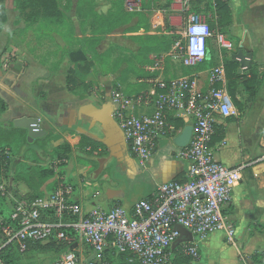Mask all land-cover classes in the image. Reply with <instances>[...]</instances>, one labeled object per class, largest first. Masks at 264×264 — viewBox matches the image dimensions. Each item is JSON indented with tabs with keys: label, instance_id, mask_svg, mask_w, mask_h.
<instances>
[{
	"label": "crops",
	"instance_id": "crops-1",
	"mask_svg": "<svg viewBox=\"0 0 264 264\" xmlns=\"http://www.w3.org/2000/svg\"><path fill=\"white\" fill-rule=\"evenodd\" d=\"M127 1L123 0V7L122 0H71V9L67 13L70 25L46 27L38 21L31 29L33 31L28 29L27 32L25 24H10L8 1L0 3L1 9H7L8 16L7 22H0V109L5 108L0 115L9 123L5 128L14 126V121L19 118H42V128L47 135L54 132L62 137L53 147L61 142L74 147L72 159L75 164L87 159L77 153L81 136H87L102 143L106 154L91 157L86 162L95 163L97 168L101 161L107 166L114 160L129 180V186L121 187L113 182L109 187L119 192V199L95 205L101 198L99 194L90 199L88 210L85 208L88 200L83 199L86 212L95 207L108 209L112 202L132 212L135 204L150 197L159 185L185 179L188 169V163L176 157L175 147L169 141H162L157 153L141 167L132 159L124 138L114 127L113 118L101 100L100 92L108 93L119 86L127 89L126 95H135L143 88L138 80L148 74L134 77L133 63L143 65L142 68L150 64H144L143 57L137 59L140 44L136 38L170 37L173 32L165 28L166 19L172 29L180 30L182 25V16L174 5L170 15L167 11L147 9L143 0H133L141 9L131 14L126 8ZM101 2L108 4V8L98 5ZM229 9L231 24L223 31L235 41L237 52L228 55L211 43L210 58L195 68L186 69L185 74L181 71V75L197 74L228 60L240 66L238 104L233 100L238 116L217 119L219 129L213 144L217 149L216 158L223 164L230 168L246 165L242 180L234 189L230 212L237 234L233 243H228L222 233L211 234L202 245L201 259L191 264H248L247 260L252 256L264 254V161L259 160L264 154V0H229ZM32 32L39 35L33 46ZM121 38L135 46L131 58L126 54L132 49L120 47L119 43L107 44L108 40ZM82 51H85L86 60ZM241 53L245 55L244 66L239 59ZM235 55H238L237 60L233 59ZM109 65L112 69L108 73L104 69ZM108 76L114 82H110L111 85ZM69 78L73 80L70 85ZM111 148L122 149L123 155L115 156ZM34 149L42 154V150ZM78 181L81 184L79 178ZM135 183H140L136 187L141 194L138 198L132 196Z\"/></svg>",
	"mask_w": 264,
	"mask_h": 264
},
{
	"label": "built area",
	"instance_id": "built-area-1",
	"mask_svg": "<svg viewBox=\"0 0 264 264\" xmlns=\"http://www.w3.org/2000/svg\"><path fill=\"white\" fill-rule=\"evenodd\" d=\"M194 1L175 0L172 4L183 19L180 39L169 52L149 56L151 64L143 68L148 76L138 80L144 86L137 94L126 95L120 86L108 93L100 92L132 158L141 167L157 153L162 141L173 145L184 129L192 126L190 144L175 147L174 152L188 163L184 181L159 185L150 197L138 201L132 212L115 202L108 209L95 207L86 212L82 205V188L88 179L85 168L69 174L67 166L71 160H51L47 165L54 169L56 177L41 189V197L32 200L27 197L28 190L23 191L15 182L14 168L9 166L22 160L10 148L1 147L0 264H5L10 252L24 256L33 253L29 250L31 245L53 241L66 247L47 253L52 255L51 264H112L111 259L120 255H128L130 264H172L177 256L196 262L211 234L222 233L228 243L234 242L237 228L230 212L234 189L242 180L246 165L230 168L223 164L212 145L219 126L217 119L238 116L229 93L225 64L188 76L168 70L174 64L183 69L197 67L210 58L211 43L228 55L237 52L234 41L211 28L209 22L216 20L213 13L191 10ZM207 1L213 6L229 3ZM126 8L137 11L141 6L129 0ZM37 119L42 128L43 119ZM176 121H182L184 126L179 128ZM91 151L88 148L85 154ZM102 153L100 148L92 157H101ZM259 160L264 161V154ZM52 183L54 191L49 192L48 185ZM182 229L191 239L174 247Z\"/></svg>",
	"mask_w": 264,
	"mask_h": 264
},
{
	"label": "trees",
	"instance_id": "trees-1",
	"mask_svg": "<svg viewBox=\"0 0 264 264\" xmlns=\"http://www.w3.org/2000/svg\"><path fill=\"white\" fill-rule=\"evenodd\" d=\"M29 6L31 7H40L42 11L46 12L48 16L52 18H59L60 13L57 12L58 7L56 0H27ZM175 0H168L164 11H168L171 13V7ZM148 9V7H147ZM193 12L197 13H213L216 17L215 21H210L209 24L212 29H219L221 32L225 33L223 29L231 24V11L229 9V3L218 2L216 6H213L210 1L207 0H195L192 3ZM133 16V15H132ZM3 17V15H2ZM1 20L2 21V18ZM108 20V19H107ZM37 21V17L35 18ZM168 32H175V29L170 27L168 20L166 19V27ZM173 34V33H172ZM226 34V33H225ZM175 38L174 36L166 37L165 35H159L157 37H139L136 38L138 43L140 44V50L136 55L137 59H141L143 57L144 64H151V61L148 58L149 54L154 53H163L169 52L175 43L180 39ZM81 54L86 60L85 51H82ZM78 68L79 65H77ZM90 66V65H89ZM142 67V66H141ZM225 67L227 71L228 77V89L230 96L236 102V95L238 84L237 81L240 78L238 73L239 64L232 61H226ZM133 73H137L135 67L132 68ZM255 75V73H253ZM256 76V75H255ZM73 82L72 79H68V85ZM259 84H256L258 87ZM238 104V103H237ZM1 105V101H0ZM5 108L0 109V114L4 112ZM176 125L179 128L184 126L182 121H176ZM219 129V128H218ZM218 134V130H217ZM216 134V135H217ZM61 136L55 134L54 132H50L47 136L37 139L34 143L30 144L28 142V136L26 130L16 128L11 125L9 128L0 127V148L8 147L11 149L12 153L20 158L22 161L20 162H11L9 163L10 167L14 168V180L17 183H22L27 187L28 194L27 197L29 199H36L41 197L44 193L41 189L50 181H52L56 177V173L54 169L50 165H44V161L46 158L53 159H66L71 160L73 158L74 149L68 142H61L60 144L53 147L54 143H58L61 140ZM214 144V139L212 145ZM33 146L42 150L43 156L37 153ZM53 147V148H52ZM52 148V150H51ZM91 148L92 151L90 153L85 154L86 149ZM103 149V153L101 156L106 154L105 146L87 136H81V142L78 147V151L80 153L85 154L84 158L86 161L92 157V153L97 151L98 149ZM2 165V161L0 160V168ZM183 180H177V182H183ZM54 184L52 183L48 185V191H54ZM66 247L64 243L51 242L47 244H34L31 245L29 250L31 252L40 251L41 253H49V252H59L63 248ZM21 256L10 252L5 257V264H18ZM193 260L191 258H187L184 256H177L172 264H191ZM248 264H264V254L263 255H254L250 259L247 260ZM112 264H130L128 261V255H120L116 259H111Z\"/></svg>",
	"mask_w": 264,
	"mask_h": 264
},
{
	"label": "rangeland",
	"instance_id": "rangeland-1",
	"mask_svg": "<svg viewBox=\"0 0 264 264\" xmlns=\"http://www.w3.org/2000/svg\"><path fill=\"white\" fill-rule=\"evenodd\" d=\"M5 1L6 0H0V3L5 4ZM7 1L9 4V7H10L8 9V13L10 14V17H11L10 18V20H11L10 24L12 26H19L21 24H25V26H26L25 32H27L28 29H30V31H33L31 29L34 26V24H36L38 21H40V25L42 22V24H44L46 27H50V26L62 27V26L70 25V18H69L67 13L71 9V4H72L71 0H56L57 7H58L57 12L60 13V16H59V18H56L55 20H51L52 17L48 16L47 13L42 11L40 7H31V5L29 6L30 3H28L27 0H7ZM167 2H168V0H143L144 6L146 8L148 7V9H150L154 12H165L164 8H165ZM122 3H123V0L121 2V5H123V7H124V4H122ZM101 4H102L103 9H106V7L108 8V6H109L105 2H101L98 5H101ZM27 11L29 13H26ZM133 12L134 11H130L131 14H134ZM166 13L170 14V15L172 14L168 11ZM0 15H3V17H2L3 19L0 22H2L3 24L5 22H7L8 16H7V9L6 8H2V9L0 8ZM36 17H37V21H35ZM40 31H41V29H40ZM179 33H180V30L175 29V32H173L172 36L179 39L180 38ZM40 35H41V32H40ZM26 36H27V34H26ZM32 36H33V40H32L31 46H33L34 43L37 41L35 39V37H38L39 35L33 34V32H32ZM229 38L232 41H234L231 37H229ZM115 43L121 44L120 47H128L129 49H132L131 53L126 54L127 58H131L132 55L135 53V50H136L135 46L132 45L129 41L124 40V38H121V40H114V39L108 40L107 44L110 45V44H115ZM51 47L53 49L54 45H52ZM115 52H117V51H115ZM129 63H132V61H129ZM133 66L135 67V70H137V73H135V72L133 73L134 77H138L139 75L145 73L144 69L141 67V64H139V66H137L133 63ZM108 67L109 68H105L104 71L109 73V72H111L112 67H110V65ZM124 67H126V66H124ZM170 68L176 74H181L182 73L181 71H183V73L185 74L186 69L181 68L179 64H174ZM131 76L132 77H130V79L132 81L133 75H131ZM108 79L110 80V81H108V83L110 85L112 83H114V82H112L111 77L108 76ZM110 82H112V83H110ZM126 90L127 89L125 88L124 92H126ZM5 125H9V123L7 120H5V118L3 116L0 115V127L5 128ZM34 148H36V147L33 146V149ZM39 153H40L39 154L40 157L43 156V153L42 154H41V152H39ZM50 161H51L50 159L46 158L44 161V165H47ZM77 168L80 169V171H83L85 168V171L88 174V176H87L88 179L85 181L83 188H82L83 193L85 195V199L88 200L85 202L86 210H88L90 208V199L93 198V195L99 192L101 197H104L106 189L111 187L113 182L119 183V185H121V187L122 186L126 187L127 185L128 186L130 185L128 178L120 172L121 170L118 169L117 164L114 160L109 161L107 163L106 171H105L104 175H102L99 178L98 181H94L92 179V174L96 170L95 163L86 162V161H79L77 164H75V162L73 163V159H72L70 161L69 165L67 166V172L69 174H72L77 170ZM139 184L135 185V189L133 187L134 190L132 191V196L134 198H138L141 195L138 191H136V187L138 188ZM141 185H142V183H141ZM19 187L23 191L27 189V187L22 183H20ZM77 194H79V191L77 192ZM51 263H53L52 255L47 254V253H41L40 251H37L36 253L35 252L28 253L24 256H21V258L18 262V264H51Z\"/></svg>",
	"mask_w": 264,
	"mask_h": 264
},
{
	"label": "water",
	"instance_id": "water-1",
	"mask_svg": "<svg viewBox=\"0 0 264 264\" xmlns=\"http://www.w3.org/2000/svg\"><path fill=\"white\" fill-rule=\"evenodd\" d=\"M238 55H235L233 57L234 60H237ZM248 58H251V56H248ZM239 59H241V64L242 66H244L245 64V55H243V53H241V56L239 57ZM106 110L108 111V113L111 115V109L109 105H106ZM112 123L114 124V127L118 130V132L121 134L122 138H124V135L122 133V131L120 130L119 126L117 125V123L112 120ZM14 126L16 128H20V129H25L28 131V142L30 144L34 143L35 140L43 138L47 135V132L41 128L39 126V121L37 118H19L16 119L14 121ZM192 126H187L184 131L182 132L181 135H179L174 141H173V147L176 148H185L186 146H188L190 144L191 138H192ZM125 141V139H124ZM126 143V141H125ZM127 144V143H126ZM127 147V145H126ZM112 153L115 156H121L122 154V149L118 148H111ZM133 159V158H132ZM131 159V160H132ZM134 160V159H133ZM135 161V160H134ZM136 162V161H135ZM105 164L103 161L100 162V167L99 169L96 171L93 180L94 181H98L99 178L101 177V175H103L104 171H105ZM119 192L108 188L106 189L105 195L104 197H101L97 203H95V205L97 204H104L108 201H112L115 199H119ZM187 234V235H186ZM186 235V236H185ZM188 236V237H187ZM191 239V235L184 229L181 230V238L177 241V243L175 244L174 247H176L177 245H180L182 242H185L186 240H190Z\"/></svg>",
	"mask_w": 264,
	"mask_h": 264
},
{
	"label": "flooded vegetation",
	"instance_id": "flooded-vegetation-1",
	"mask_svg": "<svg viewBox=\"0 0 264 264\" xmlns=\"http://www.w3.org/2000/svg\"><path fill=\"white\" fill-rule=\"evenodd\" d=\"M98 169H99V167L96 168L95 172H96ZM105 171H106V169H105ZM105 171H104V173H105ZM104 173H103V175H104ZM101 176H102V175H101Z\"/></svg>",
	"mask_w": 264,
	"mask_h": 264
}]
</instances>
